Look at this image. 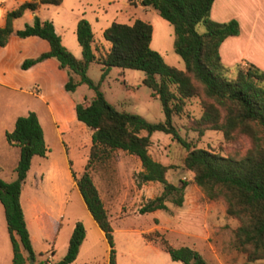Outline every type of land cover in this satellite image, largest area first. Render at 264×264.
I'll use <instances>...</instances> for the list:
<instances>
[{"label":"trees","instance_id":"16d2710c","mask_svg":"<svg viewBox=\"0 0 264 264\" xmlns=\"http://www.w3.org/2000/svg\"><path fill=\"white\" fill-rule=\"evenodd\" d=\"M126 1L129 5L152 7L171 23L173 47L184 61L183 69L167 64L161 54L150 47L152 26L138 17L131 23L111 21L103 29V36L110 41V46L100 54L93 51L89 21L80 17L75 27L80 57H75L65 47L50 19H41L34 14L31 23L17 29L13 26V20L26 9L35 11L40 4H59L61 0L22 1L6 11L5 22L0 26V45H5L12 34L20 37L37 35L48 42L47 50L24 58L21 68L53 57L67 73L66 91H73L80 83H86L94 90L90 99L78 101L74 107L77 119L91 129L88 160L76 183L89 212L104 232L109 245V264H117L113 228L91 172L105 168L116 149L138 156L143 167L138 173L140 181H158L162 185L159 194L141 205L140 212L166 209L167 200L177 205L183 201L189 181L182 179L177 184L168 180L167 171L173 164L155 159L149 151L150 136L154 131L170 134L185 149L181 164L191 173L190 181L201 189L203 196L224 203L227 217L236 221L231 229L232 248L243 253L247 262L264 259V70L238 66L233 79L225 77L219 45L225 37L237 34L239 26L235 19L213 20L209 15L213 0ZM199 22L204 25L203 32L196 30ZM94 60L102 64L98 82L86 73ZM111 66L143 70L141 82L158 95L164 112L162 120L149 121L139 113L117 108L105 98L99 86ZM191 97H197L201 112L189 118L187 128L195 131L197 137L207 129H214L221 132L225 143L246 138L249 145L242 151L223 154L197 146L183 136L173 122V115L180 113L185 101ZM5 137L19 147L15 178H0V202L12 247L11 264H68L75 259L85 237L83 223L75 222L64 255L47 262L38 259L42 253L38 256L32 247L20 204L21 186L33 155H45L47 151L36 113L30 110L25 115H18ZM159 241L173 260L183 264L206 263L201 253L188 245L175 247L163 236Z\"/></svg>","mask_w":264,"mask_h":264},{"label":"rangeland","instance_id":"374dc122","mask_svg":"<svg viewBox=\"0 0 264 264\" xmlns=\"http://www.w3.org/2000/svg\"><path fill=\"white\" fill-rule=\"evenodd\" d=\"M125 4V0H113L112 2L109 0H61L60 4H40L36 14L41 19L53 20L52 22L56 27L55 31L60 35L62 43L75 57L81 56V47L75 34L76 22L80 17H85L91 25L93 51L96 54L104 53L110 46V41L103 36V28L110 21L132 22L138 17L152 26L150 47L157 50L167 64L183 69L184 61L173 47L171 23L152 7L143 10L135 5L127 4L124 7ZM30 12V10H26L21 16L17 17L13 24L14 28H22L26 23H31L33 18L29 16ZM196 30L203 32L204 25L200 22L197 23ZM223 66V74L228 79L235 77L238 66L247 67V65L237 63L223 64ZM101 71L102 64L94 60L89 64L86 73L94 82H98ZM143 75L144 72L141 69L111 66L105 78L100 82L99 89L103 92L105 98L119 109L139 113L149 121L162 120L164 112L161 101L152 88L141 82ZM36 87H38L37 83H27L24 91H21L11 90L0 85V118L10 109L18 115H25L28 111L26 107L42 105V99L33 90ZM172 89H174V86H172ZM43 92L48 97L47 91ZM51 92L54 94L55 102L61 104L63 99L60 92H64V89L52 88ZM68 93L75 99H79L81 96L90 99L94 95V90L86 83H80L73 91H68ZM9 101L17 102L18 106L14 108L12 104L11 107H7ZM200 112L201 107L197 97H191L185 101L183 110L173 115L174 124L188 140L193 141L197 146L210 148L223 154L233 150L242 151L249 145L246 138L232 144L225 143L221 132L214 129H207L201 136L197 137L195 131L187 128V124L190 117H196ZM157 135L162 137L156 138ZM47 136L51 152L56 154L60 145L48 132V128ZM152 138L153 143L149 147L151 154L167 164H173L167 171L168 180L177 184H180L182 179L191 182V173L181 164L185 149L173 140L168 133L155 131ZM16 152L18 155V149ZM117 153H123V150L116 149L105 168L94 170L92 173L93 181L101 189L105 199L104 188L109 177L115 182L114 186L118 189V194L124 193V197H126L121 211L128 213L119 216L118 213L110 212L115 258L119 259L120 264H183L181 261L173 260L170 257L169 253L161 247L159 238L160 236L165 237L175 247L190 245L193 241H201V237L205 234V226L200 223V215L186 212L183 207L169 200L166 201V209L137 212L140 205L160 193L162 185L158 181H148L145 182L142 191L138 190L142 181H138L139 177L135 170L132 175L127 177L124 175L121 179L118 176L113 180V176H116L118 172L116 165ZM9 173V171H4V173L0 171V178L6 180L15 178V170L11 174ZM199 200L205 203L208 199L200 194ZM72 203L73 201L69 203L68 211H70ZM85 210L87 209L75 204V212L81 215L80 221L87 230L83 248H92L101 257L106 250L107 242L100 235L99 228L92 217L85 213ZM157 219H160L161 226L167 228V230L159 229L163 233L152 228L156 225ZM218 220L219 222H225L213 226L212 234L202 242L203 247H201L200 253L206 261L205 264H264V259L247 262L243 253L232 248L231 229L236 224L234 219L218 216ZM211 222L207 220L209 229ZM65 225L66 217L64 220ZM148 231H150V236L156 237L155 240H148L143 235ZM208 243H211L212 247ZM65 251L66 248L60 247L55 258L60 259ZM99 263L101 264V261Z\"/></svg>","mask_w":264,"mask_h":264},{"label":"crops","instance_id":"0c3cea01","mask_svg":"<svg viewBox=\"0 0 264 264\" xmlns=\"http://www.w3.org/2000/svg\"><path fill=\"white\" fill-rule=\"evenodd\" d=\"M22 1L25 0H0V26L5 22L6 11L14 8ZM109 1L112 2L113 0ZM125 2L124 7L128 4L126 0ZM135 6L143 10L147 9L141 4ZM36 10H30L29 16L31 18L37 13ZM209 15L216 21L235 19L239 26L237 34L225 37L220 43L221 62L224 65L234 63L243 65L246 63L247 67L255 66L264 70V0H213ZM16 19L17 17L13 20V24ZM53 25L56 29L55 24ZM48 48V42L37 35L20 37L12 34L5 45H0V85L11 90L24 91L27 83L38 84V87L33 88V90L37 92V96L42 99L43 104L26 108L27 113L32 110L37 115L43 130L47 151L45 155H33L27 175L21 186L20 204L29 230L32 247L36 252L42 253L38 259H47L49 256L48 258L54 261L57 260L55 256L58 254L60 247L67 248L74 224L81 219V215L75 212V204L87 209L85 213L92 217L76 183V178L81 175L88 160L91 129L77 119L74 109L75 103L84 100L86 97L81 96L79 99H75L64 89L67 73L58 66L55 58L47 57L27 68H21V62L24 58L35 56ZM52 88L64 89V92H60L63 99L61 104L55 102L54 94L51 92ZM43 91H47L48 97ZM12 104L14 108L18 106L17 102L9 101L7 107H11ZM17 116L18 113H14L10 109L0 118V171L3 173L9 171V174H11L15 170L17 156H19V147L8 142L5 137V132L13 128ZM47 128L51 136L60 145L56 154L52 153L49 147ZM154 132L150 136L151 145ZM159 137L162 136H156V138ZM155 159L159 160L158 158ZM116 160L118 172L116 176H113V180L118 176L121 179L124 175L125 177L132 175L134 170L138 176V173L143 170L138 156L126 150H123V153H117ZM159 161L163 162L162 160ZM148 181L151 180L142 181L138 190L142 191L145 182ZM114 183L110 177L107 179L104 188L106 199L103 197L101 189L96 186L109 219L111 211L118 213L119 216L128 213L121 211L126 197H124V193L118 194V189L114 186ZM200 194L203 195L198 186L194 182H189L180 205L186 212L198 213L201 217L200 223L205 226V234L201 237V241H193L192 244L188 245L199 252L203 247L202 242L212 234L213 226L224 224L225 221L219 222L218 216L227 217L224 203L221 200L208 199L203 203L199 200ZM71 201L73 203L70 211H68ZM65 217L66 225L64 226ZM207 220L212 221L210 229ZM93 221L96 223L94 219ZM156 222V225L152 227L153 229L160 233L163 232L159 229L167 230L165 226L160 225V219H157ZM97 227L100 235L106 240L104 232L98 225ZM149 232L143 233V235L148 240H154L147 237ZM86 236L87 230H85V237L79 246L75 259L68 264H100V261L101 264H109L108 243L104 254L99 257L98 253L92 248H83ZM208 245L212 247L211 243H208ZM115 259L116 263L120 264L119 259L117 257ZM11 260L12 247L3 205L0 202V264H11Z\"/></svg>","mask_w":264,"mask_h":264},{"label":"built area","instance_id":"2783aa9c","mask_svg":"<svg viewBox=\"0 0 264 264\" xmlns=\"http://www.w3.org/2000/svg\"><path fill=\"white\" fill-rule=\"evenodd\" d=\"M243 65H247L246 63L245 64H243ZM49 257V256H48ZM47 257V262H49V261H52V260H50L49 258Z\"/></svg>","mask_w":264,"mask_h":264},{"label":"water","instance_id":"95a60500","mask_svg":"<svg viewBox=\"0 0 264 264\" xmlns=\"http://www.w3.org/2000/svg\"><path fill=\"white\" fill-rule=\"evenodd\" d=\"M30 262H32V259H30Z\"/></svg>","mask_w":264,"mask_h":264}]
</instances>
